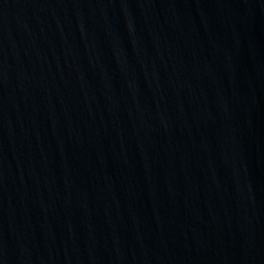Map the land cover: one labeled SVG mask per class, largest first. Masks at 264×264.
<instances>
[{
  "label": "water",
  "instance_id": "1",
  "mask_svg": "<svg viewBox=\"0 0 264 264\" xmlns=\"http://www.w3.org/2000/svg\"><path fill=\"white\" fill-rule=\"evenodd\" d=\"M0 264H264V0H0Z\"/></svg>",
  "mask_w": 264,
  "mask_h": 264
}]
</instances>
